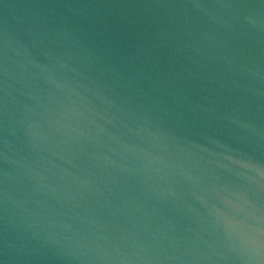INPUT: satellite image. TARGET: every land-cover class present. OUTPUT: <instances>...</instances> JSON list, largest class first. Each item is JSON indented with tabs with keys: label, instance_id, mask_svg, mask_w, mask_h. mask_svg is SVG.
I'll use <instances>...</instances> for the list:
<instances>
[{
	"label": "water",
	"instance_id": "obj_1",
	"mask_svg": "<svg viewBox=\"0 0 264 264\" xmlns=\"http://www.w3.org/2000/svg\"><path fill=\"white\" fill-rule=\"evenodd\" d=\"M0 264H264V0H0Z\"/></svg>",
	"mask_w": 264,
	"mask_h": 264
}]
</instances>
